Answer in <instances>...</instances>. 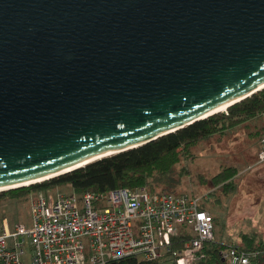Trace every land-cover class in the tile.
I'll return each instance as SVG.
<instances>
[{"label":"water","instance_id":"1","mask_svg":"<svg viewBox=\"0 0 264 264\" xmlns=\"http://www.w3.org/2000/svg\"><path fill=\"white\" fill-rule=\"evenodd\" d=\"M262 88L264 0H0V191Z\"/></svg>","mask_w":264,"mask_h":264},{"label":"built area","instance_id":"2","mask_svg":"<svg viewBox=\"0 0 264 264\" xmlns=\"http://www.w3.org/2000/svg\"><path fill=\"white\" fill-rule=\"evenodd\" d=\"M264 114V113H263ZM264 161V134L257 150ZM201 196L151 193L146 186L100 192L35 191L30 223L0 219V264H106L139 261L197 264L214 240ZM258 251L222 245L224 264H253Z\"/></svg>","mask_w":264,"mask_h":264},{"label":"rangeland","instance_id":"3","mask_svg":"<svg viewBox=\"0 0 264 264\" xmlns=\"http://www.w3.org/2000/svg\"><path fill=\"white\" fill-rule=\"evenodd\" d=\"M263 134L262 113L197 142L174 165V177L179 178L175 192L202 197L203 208L213 217L214 240L220 239L225 246H242L246 244L245 239L259 240L264 233V161L258 162L255 157ZM229 168L235 173L227 189L215 180L219 178L218 173H227ZM35 191L52 194L73 190L68 185H60L31 190L24 196L6 194L0 197V218H6L10 226L19 222L29 224V199Z\"/></svg>","mask_w":264,"mask_h":264},{"label":"trees","instance_id":"4","mask_svg":"<svg viewBox=\"0 0 264 264\" xmlns=\"http://www.w3.org/2000/svg\"><path fill=\"white\" fill-rule=\"evenodd\" d=\"M262 113H264V88L229 106L224 112L220 111L141 146L98 159L40 183L0 191V197L6 194L14 197L24 196L31 190L60 185H68L76 194L115 188L133 189L142 186H146L151 193L179 194L175 192L179 178L174 177V165L181 156L188 155L197 142L214 134L224 133L229 128L256 118ZM234 173V169H230L227 173L222 171L218 173L219 178L215 181L224 185L223 188L229 189L231 186L229 179ZM245 240V245H233L240 246L239 248L244 250L258 251L253 264H264V242L258 238ZM222 245L223 243L217 240L208 242L205 245L206 257L197 264H224L219 257ZM158 263V261L145 262L135 257H125L106 264Z\"/></svg>","mask_w":264,"mask_h":264},{"label":"bare ground","instance_id":"5","mask_svg":"<svg viewBox=\"0 0 264 264\" xmlns=\"http://www.w3.org/2000/svg\"><path fill=\"white\" fill-rule=\"evenodd\" d=\"M237 100H239V99H236V100H234L233 102H235V101H237ZM231 103H232V102L227 103V104H225V105L219 107V108L216 109L214 112H220V111L226 110V109H227V106H228L229 104H231ZM81 164H83V163H81ZM81 164H80V165H81ZM47 178H49V177H47ZM43 179H44V178H42V179H37V180H35L34 182H39V181H41V180H43Z\"/></svg>","mask_w":264,"mask_h":264},{"label":"crops","instance_id":"6","mask_svg":"<svg viewBox=\"0 0 264 264\" xmlns=\"http://www.w3.org/2000/svg\"><path fill=\"white\" fill-rule=\"evenodd\" d=\"M263 224H264V221H263ZM260 239L262 240V242H264V233H263V235L262 236H260ZM217 241H219L218 239H216Z\"/></svg>","mask_w":264,"mask_h":264}]
</instances>
